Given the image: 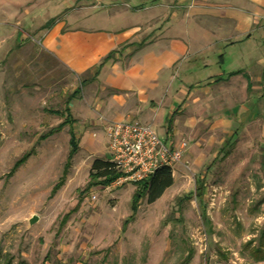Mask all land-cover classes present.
Wrapping results in <instances>:
<instances>
[{
  "label": "rangeland",
  "instance_id": "1",
  "mask_svg": "<svg viewBox=\"0 0 264 264\" xmlns=\"http://www.w3.org/2000/svg\"><path fill=\"white\" fill-rule=\"evenodd\" d=\"M33 44V49L28 46L18 56L19 64L12 61L15 71L6 75V66L0 68V250L4 255L26 264H264L251 258L248 246L251 241L257 244L264 225V81L261 85L256 79L260 68L252 66L249 71L250 92L237 86L230 88L229 98L219 97L220 121L215 128L209 127L214 124L210 121L207 126L201 123L203 131L191 139L179 124L182 132L172 139V146L184 147V158L172 167L174 183L154 202L142 198L134 213V182L85 189L89 162L110 156L100 125L86 129L96 151L90 155L88 149L80 150L82 143L63 178L71 126L45 140L40 136L62 122L64 117L54 111L65 108L66 98L84 76L69 73L43 50L39 37ZM91 84L82 86L69 104L79 124L97 116L83 99ZM93 88L99 97L100 87ZM143 104L136 101L133 107L142 109ZM146 107L153 106L147 102ZM154 107L156 116L161 106ZM98 116L101 121L106 118ZM72 127L88 136L82 125ZM153 128L169 144L164 129ZM235 128L224 154L222 148ZM25 153H30L28 159L11 172ZM80 156L83 161L77 163ZM75 164H79L76 169ZM75 208L63 224L64 214Z\"/></svg>",
  "mask_w": 264,
  "mask_h": 264
},
{
  "label": "crops",
  "instance_id": "2",
  "mask_svg": "<svg viewBox=\"0 0 264 264\" xmlns=\"http://www.w3.org/2000/svg\"><path fill=\"white\" fill-rule=\"evenodd\" d=\"M0 26V68L6 66V75L39 37L43 50L69 73L84 76L75 90L92 83L83 99L97 116L79 124L70 106L64 124L90 155L97 146L86 129L94 125L104 131L113 119L161 126L172 146L182 128L191 139L203 131L201 123L215 128L216 101L229 98L237 86L250 92L252 66L261 69L258 83L264 81V0H0ZM94 86L102 91L99 97ZM133 101L143 108L135 109ZM147 102L161 112L155 116ZM57 115L65 120V113ZM103 139L106 145L105 134ZM81 161L80 156L76 162Z\"/></svg>",
  "mask_w": 264,
  "mask_h": 264
},
{
  "label": "built area",
  "instance_id": "3",
  "mask_svg": "<svg viewBox=\"0 0 264 264\" xmlns=\"http://www.w3.org/2000/svg\"><path fill=\"white\" fill-rule=\"evenodd\" d=\"M104 131L110 154L108 159L116 164L121 173L111 186L147 179L159 167H173L183 161L184 147L170 146L159 137L151 124L106 120Z\"/></svg>",
  "mask_w": 264,
  "mask_h": 264
},
{
  "label": "trees",
  "instance_id": "4",
  "mask_svg": "<svg viewBox=\"0 0 264 264\" xmlns=\"http://www.w3.org/2000/svg\"><path fill=\"white\" fill-rule=\"evenodd\" d=\"M49 24H50V22H49ZM46 25H48V24H46ZM113 53H114V50L111 51L105 58L106 59L109 58L110 56H112ZM248 89H251V83L248 86ZM78 91H80V88L75 90L71 95H69L66 98V100H65L66 105L62 111H59V110L54 111V113H57V114H61V113L63 114V113H65V111H68V112H67V114L65 113L66 114L65 120L61 124H59L56 127L49 129L47 131V133L40 136L41 140H45L49 136H51L55 133H58L62 129L64 124L67 123L68 118H69L68 117L69 111H70V107H69L70 101L72 99V96H74ZM70 132H71V136H70L69 144L71 146V149L69 151V154H68V157L66 160L67 162L65 163V166H64L63 178L65 177L64 174H65L66 170L70 166L71 159L73 158V156H75L77 151L80 149L79 140H78L77 136L75 135V133L72 130H70ZM236 133H237V128L235 129V131L232 135H229L227 137L226 146H224L222 148V150L224 151V154L228 153V148L231 146L232 139ZM29 156H30V153H25L17 161H15L16 163L14 164L11 172H14L18 167H20V165L23 164L28 159ZM89 174H90V180L88 182L89 184L85 189H89L93 185L107 186L110 183H112L114 180H116L119 176H121V173L118 171L116 164L108 158H106V159H102V158L93 159ZM62 181H63V179H62ZM62 181L58 182L52 188L53 193H56L58 191L59 187L62 185ZM197 181H198L197 184L199 185L198 194L200 196H202V194L204 192L203 191L204 186L202 183L203 181H202V179H199ZM173 183H174V172L172 170V167L169 165H164L163 167H159L155 171V173L150 175V177L147 179L135 181L134 184L136 186V190L133 193L132 201H131L132 202V211L134 213H136V210L139 208L142 198L146 197L148 202H150V203L154 202L157 198L161 197L165 193V190L168 187H170ZM79 201H80V199H79ZM75 210H76V208L73 209L72 211L64 214L63 224H65V222L69 219L68 217L70 216V213L74 212ZM256 240L258 241L256 245H253L252 241L248 243V246L249 247L251 246L250 256L254 260L261 261V260H264V225L261 228V230L259 231L258 238ZM0 264H26V263L24 260L14 262V258L11 255H4L2 253V251L0 250Z\"/></svg>",
  "mask_w": 264,
  "mask_h": 264
}]
</instances>
